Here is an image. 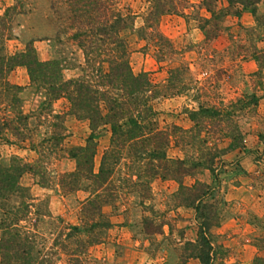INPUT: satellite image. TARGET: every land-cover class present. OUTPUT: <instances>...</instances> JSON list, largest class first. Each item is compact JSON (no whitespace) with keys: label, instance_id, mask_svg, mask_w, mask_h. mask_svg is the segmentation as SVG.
<instances>
[{"label":"trees","instance_id":"1","mask_svg":"<svg viewBox=\"0 0 264 264\" xmlns=\"http://www.w3.org/2000/svg\"><path fill=\"white\" fill-rule=\"evenodd\" d=\"M143 1L148 9L141 30L166 43L168 40L158 30L159 20L167 14H182V0ZM226 1L230 7L251 9L255 28L250 32L256 30L257 38L263 34L260 40H264V12L256 10L264 0ZM44 3V13L37 14V5ZM117 4L118 0H13L4 8L0 14V142L14 143L7 138L9 130L17 140L25 138L20 131L30 115L21 104L23 86L9 78L15 68L25 67L30 83L43 94L42 109H47L54 121V130L42 142L49 143L46 148L64 152L74 161L73 169L51 177H57L61 192L85 194L79 201L80 224L66 226L65 238L76 246L70 252L72 260L79 261V255L89 246L103 242L113 225L105 207H116L129 196L144 204L151 198L152 181L160 178L177 183L172 195L174 204L191 208L197 221L196 238L185 240L179 247L177 264H187L189 260L197 264H240L226 261L209 230L220 224L219 206L224 203L218 196L224 172L222 156L227 147L220 148L218 143L229 139V146H233L242 139L234 115L255 105L256 96L245 95L230 104L220 102L188 110L193 123L189 128L176 124L161 127L154 101L165 92L187 90L188 68L181 64L170 67L167 84L162 88L147 71L134 73L126 33L135 30L136 14L128 7L117 8ZM204 7L212 15L201 18L205 23L224 16L208 1ZM203 30L206 36L212 35ZM62 37L79 47L84 56L80 73L68 79L63 76L62 61L54 57L40 59L34 45L36 41ZM11 39H21L22 47L9 51L6 42ZM253 49L251 55L258 64L255 81L262 84L264 47ZM61 98L66 99L67 109L54 112L51 105ZM66 115L87 121L90 132L83 145H63ZM227 121L230 126L224 129L222 124ZM102 127L108 129L109 141L95 167L96 134ZM260 137L263 138L262 132ZM172 147L178 148L180 155L170 156L168 150ZM16 161L8 166L0 162V263L54 264L51 252L38 247L37 233L22 224L29 218L33 204L29 202L28 188L20 183L21 177L31 172L40 177L41 186L48 187L49 173L20 158ZM188 177L193 182L185 184ZM36 215L33 227H37L42 216ZM142 224L149 235L163 233L165 224L171 230L170 223L164 220L144 217ZM249 264H264V257L256 256Z\"/></svg>","mask_w":264,"mask_h":264},{"label":"rangeland","instance_id":"2","mask_svg":"<svg viewBox=\"0 0 264 264\" xmlns=\"http://www.w3.org/2000/svg\"><path fill=\"white\" fill-rule=\"evenodd\" d=\"M207 1L224 15L215 19L216 22L205 23L201 19L212 17L204 7ZM12 3L13 0H0V14ZM44 7L46 3L37 5V14L44 13ZM126 7L136 14L135 30L126 33L129 61L134 73L147 71L162 88L167 84L170 67L181 64L188 68L187 90L176 94L165 92L154 101L161 127L176 124L189 128L193 123L188 110L197 109L199 105L230 104L245 95L256 96L255 105L247 106L234 115L242 139L233 146H229V139L218 143L220 148L227 147L222 156L225 162L222 164L224 172L220 176L218 196L224 203L219 206L220 224L211 227L209 232L221 247L227 262L249 264L256 256L264 257V73L263 83L259 84L254 75L258 64L251 55L253 47L257 50L264 47V40H260L263 34L259 33L257 38L256 30L250 32L255 28L251 9L240 5L230 7L226 0H182V14H167L159 20L158 30L168 40L167 44L141 30L147 3L143 0H118L117 8ZM256 10L264 12V1L257 5ZM203 28L212 35L206 36ZM34 45L40 59L54 57L62 61L64 78L80 73L84 56L72 41L62 37L54 41H36ZM6 46L9 51H15L22 47V40H8ZM9 78L23 86L21 104L30 117L20 131L25 136L22 141L7 131V138L14 143L0 142V162L8 166L20 158L48 171L50 176L46 177L50 180L48 187L41 186L38 183L40 177L31 172H26L20 179L22 186L28 188L29 202L33 204L29 218L22 224L37 233L38 247L51 252L49 255L54 264H177L179 247L185 240L196 238L197 221L191 208L174 204L172 195L177 183L160 178L152 181L151 198L144 204L129 196L125 202H118L116 207H105L104 211L110 215L113 225L106 231L103 242L89 246L79 255V261L71 259L70 252H74L76 246L66 240V226L80 224L79 201L85 194L81 191L74 194L61 192L56 184L57 177L51 176L73 169L74 161L64 152L46 148L49 143L42 142L54 130L51 126L54 121L48 110L42 109L43 94L30 83L25 67L15 68ZM51 109L54 112L65 111L66 99L55 100ZM64 119L63 145H83L90 132L87 121L78 120L73 115H66ZM222 125L226 129L230 123L227 121ZM261 132L263 138L260 137ZM96 140L95 167L108 145L109 131L106 127L99 129ZM168 154L177 156L180 150L172 147ZM192 182L189 177L184 180L185 184ZM37 213L42 216L37 227H33ZM144 217L164 220L170 223L171 230L165 224L163 233L149 235L142 224ZM187 264L197 263L189 260Z\"/></svg>","mask_w":264,"mask_h":264},{"label":"crops","instance_id":"3","mask_svg":"<svg viewBox=\"0 0 264 264\" xmlns=\"http://www.w3.org/2000/svg\"><path fill=\"white\" fill-rule=\"evenodd\" d=\"M15 83L19 84L18 82H15ZM25 84H26V83H25ZM27 84H29V83H27Z\"/></svg>","mask_w":264,"mask_h":264}]
</instances>
